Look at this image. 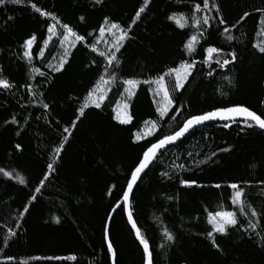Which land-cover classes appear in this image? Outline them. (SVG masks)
Masks as SVG:
<instances>
[{
	"label": "trees",
	"instance_id": "16d2710c",
	"mask_svg": "<svg viewBox=\"0 0 264 264\" xmlns=\"http://www.w3.org/2000/svg\"><path fill=\"white\" fill-rule=\"evenodd\" d=\"M32 3L60 23L36 13ZM196 4L201 11H195ZM143 6L144 0H23L0 6V79L11 85L0 87V264H112L107 221L147 147L173 134L191 115L218 107L243 105L264 114V54L253 47L264 46V0H209L208 8L202 0H149L133 24ZM205 16L209 25L203 24ZM106 17L130 26L131 38L117 53L119 66L109 69L115 81L107 84L101 108L90 106L79 117L87 94L104 75L106 61L98 53L112 48ZM180 17L187 21L183 28L176 22ZM64 23L85 39L63 48ZM52 25L55 37L47 31ZM193 35L197 40L190 51ZM93 45L97 52L91 51ZM210 46L219 49L211 61ZM231 52L237 53L234 64L215 62L230 59ZM61 59L67 63L57 72ZM184 62L193 64V71L183 89L174 90L175 79L168 73ZM160 76L174 103L163 118L154 83ZM129 78L140 81L131 97L122 83ZM123 102L129 106V124L116 118ZM146 122L157 129L137 141V131L151 125ZM184 181L196 183L188 187ZM234 183L244 192V212L233 203ZM31 196L37 197L34 203ZM122 208L109 230L116 264H145ZM131 209L149 241L153 264H264V131L243 121L193 130L157 154L133 191ZM218 211L236 214L237 226L228 227L227 235L215 233L209 222V214ZM166 232L174 239L168 240Z\"/></svg>",
	"mask_w": 264,
	"mask_h": 264
},
{
	"label": "snow or ice",
	"instance_id": "6c2138e0",
	"mask_svg": "<svg viewBox=\"0 0 264 264\" xmlns=\"http://www.w3.org/2000/svg\"><path fill=\"white\" fill-rule=\"evenodd\" d=\"M204 8L209 7V0H202ZM5 3H10V4H21L23 3V0H0V6L4 5ZM96 4H101L103 3V0H95ZM149 3V0H144V6L140 7L139 10L135 13V17L133 18L132 23L135 24L141 17V14L145 12V8L147 7ZM36 13H39L41 16L44 17H49L50 19L57 21V23H60L59 20L55 15L52 13L42 11L40 7H37L35 3H32L30 5ZM201 5L196 4L195 5V11L199 12L201 11ZM217 12H219V8H217ZM249 13H245L244 16L241 18V21H243ZM9 19H12V17H9ZM169 19H175V17H169ZM80 20L83 21L84 17H80ZM180 27H184L185 25L179 24V21H176ZM105 25H107V32L111 34L112 36V48L109 49L107 52L105 51H100L98 55L100 57H103L106 61V64L104 66V75L100 76V81L103 84H109L111 82L115 81V76H112V74L109 72V69L112 68L113 66L118 67L120 64V59L117 56V53L120 52V49L124 46L125 42L129 40L131 37L129 36V33L131 32V27L129 26L127 29L122 27L119 23L116 22H110L109 19L106 17L104 20ZM221 24H225L226 21L221 17L220 19ZM262 25H264V19L260 21ZM196 24L199 25L200 21H196ZM203 24L204 25H209V17L205 16L203 18ZM61 28L63 29V32L61 33L63 42H69V38H73V41L79 42L83 41L85 38L83 36H80L77 34L76 31H74L73 27L69 26L68 24L64 23L61 24ZM48 33L50 34H55L56 27L55 25L49 26L47 29ZM224 31H228L227 28L224 29ZM99 32L101 35L105 33V28L101 27L99 29ZM36 37L33 35L30 37L26 42L24 47L26 49H30L31 46L33 45V42L35 41ZM51 39V36L49 37ZM227 39L230 41L233 39L231 35L227 37ZM197 40V37L193 35L191 37V41L187 44V48L192 51L193 49V43ZM45 44L48 43V40L44 41ZM253 47L257 48L258 51L261 54H264V46H260L258 44H254ZM92 52H97L96 46L91 47ZM206 51L210 54L213 53H219V49L216 47H208ZM25 56H28L29 59L31 60V56L29 55L28 51H25L24 53ZM68 55L67 51H65L64 56L66 57ZM230 59H224L221 63L220 60H216L215 62L217 64H220L221 67L227 66L230 63L234 64L237 60V53L236 52H231L230 54ZM67 63L66 59H61L59 63V67L55 68V71L61 72L63 70L64 64ZM93 63H95L93 61ZM194 67L193 64H189L187 62H184L180 65L179 68H173L169 71L168 75L175 74V84H174V90H180L183 89L184 84L187 80V77L191 74V69ZM34 72H37L40 76H45L44 72H40L38 69H33ZM211 75V72L209 73ZM105 76H109L110 79H105ZM145 83H153V81H144ZM123 85L126 87L124 88L125 92H128L129 97L134 95V90L137 85L140 83V81H137L135 79H125L123 80ZM154 83L157 85V92L163 90V104L160 105L157 108V112L159 113V116L161 118L165 117L168 115V113L173 109L174 103L173 99L170 97V94L165 86V79L164 76H160ZM0 87L4 89H8L11 87V85L8 83L7 80L0 79ZM106 99V96L104 95V90L100 88L99 85H96L92 90L89 91L87 94V97L84 100L83 105L79 108V117H83L85 115V109H87L90 106H94L96 109L101 108L102 102ZM45 108H48L49 105L45 104ZM125 108H127V105H125ZM79 117L77 119H79ZM120 124H129L131 123L132 117L129 115H124L121 116L119 114V105L117 106V117ZM175 115L171 117V119L175 120ZM224 120V121H232L236 122L238 119L242 120L245 123V126L248 128H253V127H259L260 129L264 130V114H257L256 111L250 110L249 107L243 106V105H234L230 107H218L214 110L203 112L200 114H194L191 115L189 118L185 120L183 125L175 131L173 134L169 135H163L162 138H157V142L152 143L149 147L146 148V150L142 154V158L139 160L137 166L135 169L131 172V178L130 181L127 183V188L126 191L123 193V200L124 202H128L130 200V196L133 192L134 186L137 184L138 180L141 178L142 174L148 169L149 165L152 164V162L155 160L158 152L164 148H166L168 145L174 144L177 141L181 140L185 135H187L192 129L204 125L206 122L209 121H215V120ZM15 123V121H13ZM151 123V128L148 130V135H153L155 133V130L157 129L156 123L152 122H146ZM76 126V122L74 121L72 123V128L74 129ZM225 127H230V124H225ZM63 131L65 133L69 132V128H64ZM136 135V140L140 141L145 138L144 133L141 131H137ZM65 140L68 139L67 136L64 137ZM19 147V145H17ZM62 147H59L56 149V152L59 154L62 151ZM223 151H228V149H224ZM53 169V164H48V170L49 174L51 173V170ZM3 171V170H0ZM49 174H46L43 177V180H48ZM4 175L9 176L11 178V174L5 172ZM43 180L41 181V186L43 185ZM20 183L23 184L24 180L21 178ZM185 186L191 187L195 185V181H184L183 182ZM216 187H220V185H216ZM230 187L234 190V197H233V203L234 204H239L241 205L240 211L244 212V207H243V196L244 192L242 189H240V186L238 184H231ZM41 191V187H37L35 189V192L39 193ZM30 199L34 203L37 199L36 196H31ZM117 208H120L121 211H123V208L120 204L116 205ZM29 210L28 207H24L23 211L27 213ZM129 221L132 223L133 229L136 231V236L137 239L140 240L141 245L143 246V249L146 254V264H153L152 261V254L150 250V244L147 239H145L141 235L140 228L137 226L132 212L128 211L127 213ZM252 216H256L257 213L255 210L252 211L251 213ZM236 214L234 212H222L218 211L215 212L214 214H209V222L213 224V228L215 233H219L221 235H227V228L228 227H236L237 226V219L235 218ZM220 218V222H218V219ZM59 221H57L58 223ZM250 227H253L251 224L249 225ZM167 235L168 240H173L174 237L170 233H165ZM13 236L16 235V233H12ZM209 235H212V233H209ZM213 244L217 249H219V245L215 244V241H213ZM107 248L108 251L111 254L112 258V264H116V250L113 246V243L111 242L110 239H108L107 243ZM11 259V258H9ZM51 259V258H49Z\"/></svg>",
	"mask_w": 264,
	"mask_h": 264
},
{
	"label": "rangeland",
	"instance_id": "374dc122",
	"mask_svg": "<svg viewBox=\"0 0 264 264\" xmlns=\"http://www.w3.org/2000/svg\"><path fill=\"white\" fill-rule=\"evenodd\" d=\"M178 21H179L180 24H185V25L187 24V21H186L184 18H182V17H180V19H178ZM195 23H196V22H195ZM196 25H197V24H196ZM109 35L111 36L110 33H109ZM109 35H108V36H109ZM52 36L55 37V36H56V32H55V34H52ZM103 36L105 37V33L103 34ZM110 36H109V38H111ZM109 38H108V39H109ZM195 42H196V41H195ZM195 42H192V43H193V46H194ZM76 43H77V42H76V41H73V38L70 37V38H69V42H63V43H62V46H63V48L68 49V48L73 47ZM215 55H218V53H213V54H211V58H210V54L208 53L209 61L213 60V56H215ZM219 59H220V58H219ZM193 68H194V67H193ZM193 68L191 69V73H192V71H193ZM190 75H191V74H190ZM190 75H189V76H190ZM170 76H172V77L175 79V74L169 75L168 77H170ZM189 76L187 77V79L189 78ZM186 81H187V80H186ZM97 85H99L100 88L104 90V95L106 96V95H107V92H108V90H107V87H108L107 84H103V83H101V81H100V82H98ZM165 86H166V82H165ZM166 88H167V87H166ZM158 96H159V98H160L159 104L162 105V104H163V100H162V97H163V90H161V91L158 92ZM125 105H127V108H125ZM119 114H120L121 116H124V115H129V116H130L129 106H128L127 103L123 102V103L119 104ZM116 117H117V109H116ZM117 120H118V119H117ZM150 128H151V125H149L145 130L142 131V133H144L145 138L150 136V135H148V130H149ZM155 131H156V130H155ZM217 219H218V222H220V218H217Z\"/></svg>",
	"mask_w": 264,
	"mask_h": 264
},
{
	"label": "water",
	"instance_id": "95a60500",
	"mask_svg": "<svg viewBox=\"0 0 264 264\" xmlns=\"http://www.w3.org/2000/svg\"><path fill=\"white\" fill-rule=\"evenodd\" d=\"M239 121H242V120H240V119H238L236 122H239ZM221 122H232V121H224V120H215V121H209V122H206L204 125H201V126H198V127H196V128H194V129H192L189 133H191L193 130H195V129H197V128H199V127H202V126H205V125H207V124H218V123H221ZM262 130V129H261ZM262 131H264V130H262ZM188 133V134H189ZM187 134V135H188ZM187 135H185L181 140H179V141H177L176 143H174V144H171V145H168L166 148H169V147H173V146H175V145H177L178 143H180ZM165 149V148H164ZM163 150V149H162ZM161 151V150H160ZM159 151V152H160ZM158 152V153H159ZM149 167H150V165H149ZM148 167V168H149ZM148 169H146V171H147ZM145 171V172H146ZM144 172V173H145ZM144 173L142 174V176L144 175ZM142 176H141V178H142ZM140 178V179H141ZM140 179L138 180V182H137V184L139 183V181H140ZM137 184L134 186V189L136 188V186H137ZM134 189H133V191H134ZM132 194H133V192H132ZM132 194H131V196H130V200L126 203V202H124V200H122L121 201V203H119L121 206H124V208H125V212H126V217H127V220H128V223H129V225H130V227H131V229H132V231H133V233H134V235H135V238H136V240L138 241V243L141 245V243H140V240L139 239H137V236H136V231H135V229H133V227H132V223L129 221V219H128V215H127V213H128V211H131L132 212V209H131V198H132ZM120 208H117V207H115L113 210H112V212H111V214H110V216H109V218H108V221H107V225H106V241H107V243H108V239H110V236H109V230H110V226H111V222H112V219H113V217H114V214L116 213V211L117 210H119ZM141 247H142V249H143V246L141 245ZM150 250H151V247H150ZM143 251H144V249H143ZM144 254H145V251H144ZM151 254H152V252H151ZM152 261H153V257H152ZM145 264H146V254H145Z\"/></svg>",
	"mask_w": 264,
	"mask_h": 264
}]
</instances>
